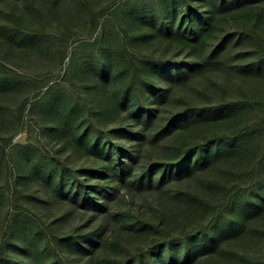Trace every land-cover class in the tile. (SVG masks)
<instances>
[{
	"label": "rangeland",
	"instance_id": "374dc122",
	"mask_svg": "<svg viewBox=\"0 0 264 264\" xmlns=\"http://www.w3.org/2000/svg\"><path fill=\"white\" fill-rule=\"evenodd\" d=\"M261 1L264 3V0ZM157 3L158 0L0 2V64H6L32 79L50 77L49 83L58 82L65 88H55L51 90V95L36 102L42 94L35 96L36 88L31 83L22 79L0 80V137H10L12 145L20 144L13 149V173H9L6 166L7 156H0V185L6 178L9 181L15 180L25 194L20 199L22 204L57 230L90 231L102 222L103 229L100 230L107 242L116 239L120 241L119 244L130 249L146 246L152 238H162V234L154 227L141 224V221L149 219L160 222L171 234L205 221L209 213L200 199L210 203L221 200V191L214 182H244L246 179L241 169L259 156V149L264 142V122L260 130L245 139L243 144L246 146L240 152L226 156L221 151L202 168L192 169L176 178L171 175L158 182L161 165L180 159L186 146L198 135L256 121L258 117L264 116V108L246 105L231 111L228 117L210 115L212 119L209 121L195 119L177 130L161 129L162 119L188 103L210 105L220 99H237L241 97L242 90L249 96L264 100V66L252 71L240 67L248 62L246 46L240 48L247 44L246 39L236 47L228 46L226 51L216 54V57L233 64V69L226 65L220 72L186 76V67L175 73L174 68L163 69L156 63H148L145 69L141 64L144 74L156 79L160 86H166L161 95H156L157 105L152 107L154 110L144 125L143 114L141 119H137L138 116L129 111L128 103L120 105L114 99V96L119 95L117 88L127 78L126 57L117 48L116 41L122 36L116 15L119 16L121 26L128 30L130 37L126 38V42L131 50L155 56H172L178 48L159 33L165 20L161 22L157 14ZM164 7L166 18L171 20L173 14L168 13L170 8L167 5ZM105 8L103 15L97 13ZM15 20L20 23L21 31L13 30ZM252 24L250 20L241 17L229 18L218 28L214 40L234 29L248 28ZM257 29L264 35V25L257 24ZM25 31L27 33H23ZM97 46L100 48L97 49ZM207 54L205 49L200 58H205ZM177 58L189 61L195 55L180 50L177 51ZM102 62L105 70L101 69ZM68 71L70 78L65 76ZM74 82L83 83L82 93L87 96L90 104L98 108L107 128L117 133L116 136L112 134L110 140H96L99 148H103L99 155L94 151L84 152L82 143L65 142L58 135L60 118L64 117L70 124H75L83 116L82 110L76 113L73 107L74 99L80 105L77 97L79 92L73 87ZM102 87L106 88L107 94L100 92ZM24 98H28V101L22 120L17 121L14 118L17 105ZM49 108H55L57 112H50ZM127 125L135 129V134L143 129L140 134L141 147L136 155L127 156L131 150L128 140L134 137L127 135ZM82 131V127L78 128L75 136H80ZM70 134L68 132L67 135ZM86 136L83 140L91 145L94 141L92 133L88 132ZM28 144L37 149L21 152V147ZM109 144L111 148L107 150L104 146ZM52 156H60L61 160L71 166V171H79V176L86 178L91 189L104 182L102 177H107L105 180L109 186H112L113 181L109 179L112 176H115L113 184L120 179L133 180L139 176L142 167H150L151 164L155 171L154 182L147 187H140V190L135 186H122L118 192H114L113 197L100 205L96 190L79 198L73 197L76 185L72 174L63 171ZM120 157L126 161L125 164L104 173L108 164L110 167L112 161L117 164ZM8 195L10 192L0 194V234L4 213L8 208L12 209L11 197H6ZM17 224L21 226L20 230L12 232L11 241L6 243L8 254L30 264V252H34L35 248L39 264H46L50 254L44 246L42 233L36 230L28 217ZM238 228L236 235L224 237L216 245L208 244L203 236L193 238L188 242L189 259L185 262H182L181 246L171 250L174 255L172 259L167 251L162 250L159 255H155L154 261L156 264H264V202ZM22 238L27 241V246L22 244ZM79 243L78 240L63 243L62 251L82 261L87 255H79L73 247ZM202 246L204 250H200ZM102 253L112 259L122 255L120 246H111L110 243L105 244L103 251H96L95 256ZM0 264L9 263L0 257ZM93 264H97L95 259Z\"/></svg>",
	"mask_w": 264,
	"mask_h": 264
},
{
	"label": "trees",
	"instance_id": "16d2710c",
	"mask_svg": "<svg viewBox=\"0 0 264 264\" xmlns=\"http://www.w3.org/2000/svg\"><path fill=\"white\" fill-rule=\"evenodd\" d=\"M166 5L170 8L168 13L173 14L171 20L166 18L163 10ZM105 10L106 8L100 9L97 13L103 15ZM157 14L161 17V22L165 20L159 33L163 34L164 38H168L169 42L178 48L177 51L182 50L187 54L194 53L195 58L189 61L181 60L177 58V51L172 56H155L152 53H139V51L131 50L129 44L126 42V38L130 37L128 30L126 27L121 26L119 16L116 15L120 26L118 28L122 36L119 41H116L118 44L117 48L126 57L125 68L127 70V78L117 88L116 91L119 95L117 97L114 96V99L118 100L120 105L128 103L130 105L129 111L137 115V119H141L143 114L145 116L144 125L148 123V115H151L154 110L152 107L157 105L156 95H161L166 88V86H160L156 79L144 74L142 66L145 69L150 62L156 63L163 69L174 68L176 70L175 73H178L179 70H183V67H186V76L199 73L208 74L220 72L226 65L233 69V64L216 57V54L226 51L228 46L236 47L242 40L246 39L247 44L240 46V48L242 49L246 46L245 53H247L248 62L240 65V67H247L252 71L254 68L262 69L264 66V35L257 29V24L264 25V3L261 0H158ZM235 17L248 19L253 24L248 28L242 27L240 29H234L225 33L217 40H214L218 28L227 22L229 18ZM12 28L16 32L21 31L20 23L17 20H15V26ZM16 32L13 33L17 34ZM30 32L32 31L30 30ZM23 33L27 32L25 31ZM96 48L99 49L100 47L97 46ZM205 49H207V56L200 58ZM141 64L143 65L141 66ZM101 69H106L104 62L101 63ZM260 71L262 73V70ZM69 75L70 71L65 73L67 78H70ZM49 78L32 79L9 68L6 64H0V80L22 79L31 83L36 88L35 96L42 94L36 102L42 101L44 96L51 95V90L55 88L65 89L58 82L54 84L53 82L49 83ZM73 84V87L79 92L77 97L80 100V105H78V100L74 99L73 107L76 113H78L77 110H82L83 116L79 121L74 122L75 124H70L68 119L64 117L62 119L60 118V131L57 130L60 133L58 135H61L62 140L65 142L78 141V144L82 143L84 152L90 153L94 151L99 155L102 153L103 148H99L96 140L99 138L110 140L111 135L116 136L117 133L114 132V129L107 128L106 123L102 122L98 108L90 104L87 96L82 93L83 83L74 82ZM42 90L43 92L41 93ZM100 92L104 95L107 94L105 87H102ZM27 101L28 98H24L17 105L14 116L17 121L22 120ZM31 105H34V103ZM246 105L264 108V100L249 96L242 90L241 97L233 100L220 99L210 105L188 103L184 108H178V110L164 117L161 121L160 128L164 130L181 129L192 123L195 119L201 122L209 121L212 119L210 115L215 117H228L231 111L241 109ZM53 111L56 113L57 109L51 108L50 112ZM262 122H264V116L258 117L256 121L244 122L235 128L213 131L210 134H207V132L201 133L186 146L185 152L180 159L161 165V172L157 179L158 182L171 175H174L173 178H176L182 173L190 172L192 169L202 168V166L207 165L210 159L216 157L221 151L226 156L236 151L240 152L246 146L243 144L245 139L250 137L255 131L260 130V127H263ZM75 125L76 127L74 128ZM80 127H82L83 131L80 136L76 137L74 133ZM125 128L128 129L127 135L129 137L130 135L134 136L131 137L132 140H128V145L131 147V150L127 156L137 154V150L141 147L140 134L143 129L141 128L138 131L139 134H135V129L131 125H127ZM68 132H71V134L67 135ZM88 132L92 133L94 138L91 145L86 144L83 140V137L87 138L86 135ZM72 133L74 135L73 137H71ZM19 145V143L14 145L10 144V137H0V156H7L6 166L9 169V173L12 172V166L15 164L13 149ZM104 147L108 150L111 148V144L108 146L105 145ZM33 149H37V147L28 144L21 147V152H30ZM134 157L131 159L134 160ZM52 159L61 166L63 171L72 174L76 185V191L73 194L74 198H79L96 190L100 198L98 202L100 205H103L106 200L113 197L114 192H118L122 186H135L140 190V187H147L154 182L153 176L155 171L153 164H151L150 167H142L139 176L133 180L120 179L113 184L115 176H112L109 177L113 181L112 186H109V182L105 180L107 177H102L104 182L97 184V187L91 189L86 182V178L79 176V171L77 170L71 171V166L61 160L60 156H52ZM118 159L120 160L118 162L119 164H115L114 161L110 162L111 167L108 164L107 170L104 173H107L110 169L119 166L122 167L125 164L126 161L123 158L120 157ZM113 165L116 166L113 167ZM241 170L244 179H246L242 183L225 184L220 181L214 182L221 191L220 201L210 203L205 199H200L209 213L205 221L199 222L190 229L182 228L177 234H171L168 229L161 226L160 222H154L149 219L143 220L141 224L158 229L162 234V238H152L146 246H137L133 249L119 244L120 241L116 239H110L107 242L103 237V232L100 230L103 229L102 222H99L97 227L93 230L90 229V231L79 230L76 232L57 230L51 223L43 222L35 212L22 204L20 199L25 194L18 187L15 180L9 181L6 178L4 183L0 185V194L10 192V196L8 195L6 197H11L12 209L8 208L3 216V228L0 234V257L5 259L9 264H26L25 260H18L16 257L8 254L6 243L8 240L11 241L12 232L20 230L21 226L17 223H20L22 219L26 220V217H28L33 221L36 230L43 235L44 246L50 254V258L46 264H93L94 259L97 261V264H156L154 261L156 254L159 255L162 250H165L169 253L170 259H172L174 255H172L173 252L171 250L177 246L182 247V262H185L189 259L188 242L193 238L203 236L208 244L216 245L222 238L236 235L237 229H239L238 227L243 226L246 218L252 217L264 202V142L259 149V156L254 162ZM71 240L80 241L79 244L73 247L79 255H87L82 261L69 257L62 251L61 244ZM21 242L25 246L28 245L25 238H22ZM14 243H17V241L14 240ZM107 243H110L111 246H120L122 251L121 257L112 259L107 257V255H103V253L100 256H95L96 251H103ZM200 250H204L203 246ZM30 255V264H39V256L35 248L34 252H30ZM102 256L101 263L100 259Z\"/></svg>",
	"mask_w": 264,
	"mask_h": 264
}]
</instances>
